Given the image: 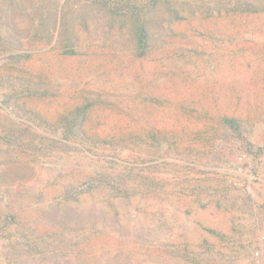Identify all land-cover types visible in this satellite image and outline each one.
<instances>
[{"label": "rangeland", "instance_id": "obj_1", "mask_svg": "<svg viewBox=\"0 0 264 264\" xmlns=\"http://www.w3.org/2000/svg\"><path fill=\"white\" fill-rule=\"evenodd\" d=\"M0 264H264V0H0Z\"/></svg>", "mask_w": 264, "mask_h": 264}, {"label": "built area", "instance_id": "obj_2", "mask_svg": "<svg viewBox=\"0 0 264 264\" xmlns=\"http://www.w3.org/2000/svg\"><path fill=\"white\" fill-rule=\"evenodd\" d=\"M239 162L240 164H245L247 161L244 157H240ZM255 180H258L255 175L253 174L247 175L245 182H243L242 186L249 189Z\"/></svg>", "mask_w": 264, "mask_h": 264}, {"label": "trees", "instance_id": "obj_3", "mask_svg": "<svg viewBox=\"0 0 264 264\" xmlns=\"http://www.w3.org/2000/svg\"><path fill=\"white\" fill-rule=\"evenodd\" d=\"M144 41H145V37H144V35H141V39H140L141 45H143Z\"/></svg>", "mask_w": 264, "mask_h": 264}]
</instances>
